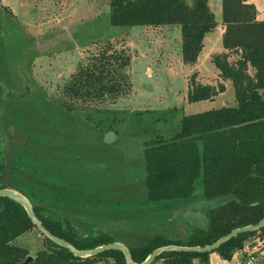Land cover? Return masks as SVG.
<instances>
[{"label":"rangeland","instance_id":"1","mask_svg":"<svg viewBox=\"0 0 264 264\" xmlns=\"http://www.w3.org/2000/svg\"><path fill=\"white\" fill-rule=\"evenodd\" d=\"M251 1L263 16L264 0ZM221 2L208 0L216 27L204 35L190 64L182 60L178 25H114L110 0H0L3 184L33 192L38 200L51 192L56 200L49 206L67 215L79 232L99 230L126 244H143L161 231L183 234L185 224L178 227L175 215L184 207L147 198L143 140L156 132H174L182 114L237 104L231 79L221 78L212 59L225 50ZM107 43L131 56L130 90L115 99L79 104L70 114L62 111L63 82ZM193 73L202 83L224 87L211 97L190 100ZM110 124L117 133L108 142L103 135ZM34 157L47 169L54 167L58 179L37 178L31 170ZM13 242L26 246L32 256L47 246L38 228ZM234 255L227 259L213 250L208 259L210 264H239ZM95 264L118 263L107 256L97 257Z\"/></svg>","mask_w":264,"mask_h":264},{"label":"trees","instance_id":"2","mask_svg":"<svg viewBox=\"0 0 264 264\" xmlns=\"http://www.w3.org/2000/svg\"><path fill=\"white\" fill-rule=\"evenodd\" d=\"M221 4L225 50L215 53L212 59L221 78L231 79L237 104L182 114L174 132L169 135L156 132L146 137L142 153L149 200H171L165 205L174 202L185 208L198 199L215 195L231 193L233 198L206 211L207 227L186 220L183 234L161 231L143 244H127L132 259L137 262H142L162 244H210L232 228L257 223L264 216V15L259 14L251 0H222ZM109 11L111 23L118 26L178 25L182 60L190 64L204 45V35L215 28L217 22L208 0H110ZM234 54L236 57L231 59ZM87 57L62 85V98L58 101L60 109L68 114L79 104L85 106L115 99L130 90L132 83L127 68L131 56L128 52L107 43ZM190 80V100L211 97L224 87L223 83L218 86L202 83L195 78V73ZM158 119L160 117L155 121ZM108 129L117 133L114 124ZM2 151L0 149V178L5 168ZM22 154L26 156L24 152ZM34 158L31 170L37 178L49 180L54 176L49 180L51 182L58 179L54 167L47 169L37 157ZM31 160L28 158L29 162ZM0 187H6L1 180ZM21 190L32 202L42 223L77 248L89 249L113 241L99 230L77 231L67 215L49 206L52 198L56 200L51 192L42 194L38 200L35 193ZM32 228L36 226L22 203L0 195V264H22L28 248L13 240ZM261 232H264V226L239 232L215 250L230 259ZM44 240L47 246L37 250L27 264H95L97 257L107 256L118 264H128L123 251L118 248L82 257L45 234ZM209 252L164 250L150 264H156L158 260L161 264H195L197 258L201 264H210Z\"/></svg>","mask_w":264,"mask_h":264},{"label":"water","instance_id":"3","mask_svg":"<svg viewBox=\"0 0 264 264\" xmlns=\"http://www.w3.org/2000/svg\"><path fill=\"white\" fill-rule=\"evenodd\" d=\"M104 141H113L116 138V133L113 129H108L104 133ZM0 195H7L11 197L14 200H17L22 203L25 210H27L31 221L33 224L38 228L41 232H43L46 236H48L51 240H54L60 245L66 246L69 248L70 251H72L75 255L86 257L89 255L96 254L98 252L107 250L108 248H118L121 249L124 253L125 261H127L128 264H150L152 260L159 255L164 250H187V251H213L216 247H218L220 244L225 242V240L233 237V235L242 232V231H250V229H258L262 226H264V216L257 221V223H250L245 226H237L232 228L231 231H229L226 234L221 235L217 239H215L214 242L210 244H197V245H186V244H175V243H169V244H162L161 246H158L154 248L144 259L142 262L134 261L131 257V251L129 246L126 243H122L117 240L113 241H107V243H103L101 245L89 248V249H80L77 248L75 245L70 243L68 240L60 237L59 235L52 232L49 228H47L40 218L37 216L35 210H33V205L30 199L21 191L18 189H14L11 187H0ZM233 194L226 193V194H220L215 195L211 198H202L196 200V202L188 204L184 209L178 211L176 213L175 217L177 220L178 227L181 225L180 223L184 224V222L187 220L190 223L193 224H200L205 227L208 226V216L206 214V211L210 209H214V207L221 206L225 203H228L232 200ZM177 235V234H176ZM253 244V243H252ZM34 256L31 254H28L22 261V264L29 263Z\"/></svg>","mask_w":264,"mask_h":264},{"label":"built area","instance_id":"4","mask_svg":"<svg viewBox=\"0 0 264 264\" xmlns=\"http://www.w3.org/2000/svg\"><path fill=\"white\" fill-rule=\"evenodd\" d=\"M246 245L245 250L241 249L244 254L241 264H264V236L256 235Z\"/></svg>","mask_w":264,"mask_h":264},{"label":"crops","instance_id":"5","mask_svg":"<svg viewBox=\"0 0 264 264\" xmlns=\"http://www.w3.org/2000/svg\"><path fill=\"white\" fill-rule=\"evenodd\" d=\"M223 26V25H222ZM224 28V27H223ZM245 247H247V245L245 246ZM245 247H244V249L243 250H245ZM243 250H238V251H236L234 254V256H236L237 258H239V261H240V263L239 264H241L242 262H243V257H244V254H243ZM195 260V259H194Z\"/></svg>","mask_w":264,"mask_h":264},{"label":"flooded vegetation","instance_id":"6","mask_svg":"<svg viewBox=\"0 0 264 264\" xmlns=\"http://www.w3.org/2000/svg\"><path fill=\"white\" fill-rule=\"evenodd\" d=\"M177 222V221H176ZM180 224H182V223H180ZM181 226V225H180Z\"/></svg>","mask_w":264,"mask_h":264}]
</instances>
